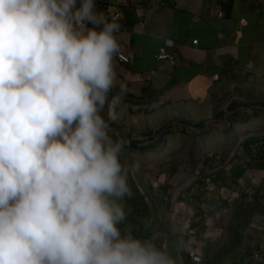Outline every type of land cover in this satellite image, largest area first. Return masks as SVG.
I'll return each instance as SVG.
<instances>
[{
  "label": "crops",
  "instance_id": "crops-1",
  "mask_svg": "<svg viewBox=\"0 0 264 264\" xmlns=\"http://www.w3.org/2000/svg\"><path fill=\"white\" fill-rule=\"evenodd\" d=\"M95 3L108 21L106 13L117 11L116 23L125 28L116 35L129 61L115 57V86L102 113L115 126L114 138L138 133L146 140L131 151L149 146L143 152L153 151L159 166L175 174L183 163L193 173L201 166L212 170L213 189L182 208L171 195L184 177L170 182L164 175L154 190L152 178L128 180L127 214L139 220L143 213L145 227L153 226L143 239L165 248L176 264H188L189 243L202 254L200 264H264V159L254 155L264 147V0ZM166 39L174 42L168 48L173 60H157ZM244 167L252 170L254 181L247 182H255L256 195L250 202L244 196L228 202L223 194ZM184 226L196 234L188 237ZM239 246L260 258L237 262Z\"/></svg>",
  "mask_w": 264,
  "mask_h": 264
},
{
  "label": "clouds",
  "instance_id": "clouds-1",
  "mask_svg": "<svg viewBox=\"0 0 264 264\" xmlns=\"http://www.w3.org/2000/svg\"><path fill=\"white\" fill-rule=\"evenodd\" d=\"M119 29L95 0H0V264H176L120 227Z\"/></svg>",
  "mask_w": 264,
  "mask_h": 264
},
{
  "label": "built area",
  "instance_id": "built-area-1",
  "mask_svg": "<svg viewBox=\"0 0 264 264\" xmlns=\"http://www.w3.org/2000/svg\"><path fill=\"white\" fill-rule=\"evenodd\" d=\"M121 4H127V0H118ZM222 13L218 12V15L220 16ZM106 15L109 17L111 21L117 22L120 18V15L117 11L107 12ZM89 28L92 27L91 24L87 25ZM125 28L120 25L119 32L123 31ZM193 43H197V39L193 40ZM174 46V42L171 39H166L164 42V45L160 46L157 53L155 54V58L157 60L161 61H172L173 55L168 51L169 47ZM116 58L119 62L127 63L129 61V57L127 54L123 52H118L116 55ZM127 136H124L122 138H126ZM131 141H135L130 136L128 137L127 143L125 145L129 146ZM138 142V141H137ZM211 155V154H210ZM255 156H260L264 159V147L261 149V151L254 152ZM191 169L189 168L188 163H183L178 168V171L176 175L182 176L185 178V183H181V185L175 187L171 199L173 202H178V208L184 207L187 203H196L197 200L202 199V195L205 193H208L210 190L213 189L212 182L208 179L209 174L212 173V170L208 169L205 166H201L200 171L197 173H193ZM252 171V170H251ZM249 170L248 167H244L242 173L238 177L236 184L233 186V188L228 192L223 194V198L227 199L228 202H233L236 197L244 196L246 202H250L254 199V196L256 195V189L253 184L255 182L249 183L247 182V178H250L253 180L252 172ZM167 180L164 179V181ZM163 180H159L158 178L153 179L151 181V185L153 188H156L160 185V182ZM191 188V189H188ZM193 187L195 191H193ZM186 190V193H185ZM204 192V193H203ZM179 196L183 197L185 200H179ZM176 207H173L176 208ZM224 211V210H223ZM226 211V209H225ZM184 229L186 231V234L188 237H193L196 234V230L189 226L185 227ZM191 242V241H190ZM236 252L238 253L236 256L237 262H243V263H250L255 260H257L259 257V253L255 251H251L248 249V247L239 246L236 249ZM185 253L188 257V264H200L203 260L202 254H200L196 247L193 245V243H189L185 246Z\"/></svg>",
  "mask_w": 264,
  "mask_h": 264
},
{
  "label": "rangeland",
  "instance_id": "rangeland-1",
  "mask_svg": "<svg viewBox=\"0 0 264 264\" xmlns=\"http://www.w3.org/2000/svg\"><path fill=\"white\" fill-rule=\"evenodd\" d=\"M115 133V131H113ZM126 138H122L120 135H117L116 138H122L125 143H127L128 137L130 136V138H132L133 140L136 141V145H142L145 142V138H142L138 133L137 134H127ZM137 141H142L141 143L137 142ZM158 142V141H157ZM155 142L154 145H157L158 143ZM144 145V144H143ZM155 149V148H154ZM136 150V149H135ZM153 151H150L149 153L147 152V154H145L143 152V150L138 149L136 150V152L131 151V149L129 147H125L124 151L121 155V158L123 159V161H125V165H129L131 164V167L128 168V180L130 181H134V180H143L145 179H149L152 178V180L155 178H158L159 175H161V177H159L161 180L164 181L165 176H168L169 181H173L176 177V174L174 173V171H167L166 168L164 167L163 170L159 164L162 162L160 157L158 156H154V154H152ZM169 160V159H168ZM172 163V160H170ZM135 165V167L133 165ZM150 164H155L150 165ZM165 175V176H164Z\"/></svg>",
  "mask_w": 264,
  "mask_h": 264
},
{
  "label": "trees",
  "instance_id": "trees-1",
  "mask_svg": "<svg viewBox=\"0 0 264 264\" xmlns=\"http://www.w3.org/2000/svg\"><path fill=\"white\" fill-rule=\"evenodd\" d=\"M111 127H115L112 124H110ZM129 134V133H128ZM125 135H123L122 137H124ZM140 143V141H138ZM146 145V144H145ZM136 146V141H131L129 146L125 145V147H129V148H133ZM138 148H149V146H139ZM150 189L154 188L152 187L151 183L149 185ZM250 207V205H249ZM156 224V221L154 222ZM146 218L145 215L142 213V215H140V219L136 220L135 218H133L131 215L127 214V219L125 221L124 224H122L120 227L123 229L125 227L130 228L132 234L138 238H145L147 236H150V234L152 233V229L153 226L149 229L148 227H145L146 225ZM137 226V228H136ZM145 228V229H144Z\"/></svg>",
  "mask_w": 264,
  "mask_h": 264
}]
</instances>
